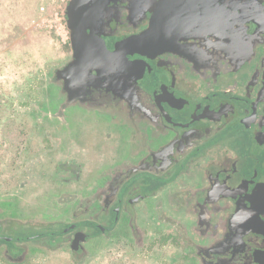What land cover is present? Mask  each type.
Wrapping results in <instances>:
<instances>
[{
  "label": "flooded vegetation",
  "instance_id": "af4514ba",
  "mask_svg": "<svg viewBox=\"0 0 264 264\" xmlns=\"http://www.w3.org/2000/svg\"><path fill=\"white\" fill-rule=\"evenodd\" d=\"M76 1L77 47L69 42L46 78L52 84L29 94L23 111L37 154L20 165L19 189L36 179L40 190H62L54 202L20 201L17 191L0 198V259L25 264L68 248L85 264L91 242L106 248L124 232L147 255L146 231L169 226L173 234L153 238L150 257L161 263L264 264V0ZM143 35L141 49L120 50ZM71 108L95 116L93 124H72ZM109 122L127 134L106 137ZM97 133L114 145L125 139L124 156L138 162L99 175L110 155ZM48 164L54 171L39 186ZM154 180L166 183L151 196ZM56 203L69 216L63 224L17 214ZM56 223L51 238L39 229Z\"/></svg>",
  "mask_w": 264,
  "mask_h": 264
},
{
  "label": "rangeland",
  "instance_id": "374dc122",
  "mask_svg": "<svg viewBox=\"0 0 264 264\" xmlns=\"http://www.w3.org/2000/svg\"><path fill=\"white\" fill-rule=\"evenodd\" d=\"M67 2L68 0H0V95L2 99L0 107H3L0 113V129H2L3 125H6V127L9 125L6 130L11 136H14L13 144H11L0 132V143L3 144V151L0 152V154H2L0 158V198L8 196L11 192L17 191L20 201H23L24 198H28L29 195H33V200L29 197L31 202L43 201L42 199H50L54 202L57 201L55 196H59L61 193L62 189L49 190L44 187L40 190L38 187V180L36 179H32V181L35 182L34 185L20 190L19 187H21V184L18 183V180L21 175L19 173L20 165L24 166L25 162L34 161V156L37 154L35 150L36 144L32 143V140L30 141L32 137L29 134L32 133L31 129L33 122L23 113L28 105V95L34 93L35 90L37 91L44 83H47V85L52 84L50 81L51 79H47L46 81V78L49 77L54 68L61 65L69 51L70 41L66 44L62 42L55 33L46 29L42 22L44 19L50 21L55 20L52 16L54 10L66 5ZM42 7L46 8L45 13L41 12ZM68 117L72 124L89 123L92 125L95 116L88 114L86 111L71 108ZM109 124L110 131L109 129L101 131L104 132L106 137H108L109 132L111 136L114 135V129H119L123 137L127 134L128 127L124 124L118 123L116 125L111 122H109ZM98 125L100 129L106 127L103 120L98 122L97 126ZM98 135L99 133H97V142L99 146H103L110 155L104 158L103 163L99 166L102 171L99 175L102 177L107 175L106 178H108V174L112 171V168L118 170L124 168V166L133 165L138 162L137 159L124 156L127 146V143L124 144L126 142L125 139L115 140V142L120 144L119 146V144L114 145L110 141L105 142L102 138H99ZM228 139L229 137L224 133L221 135L219 143L227 144ZM235 146L241 149L237 144H235ZM115 149H119L118 155L114 154ZM211 153L215 154V150L211 151ZM259 154L263 155L261 150ZM239 165L241 167L240 174L244 178L243 168L244 173L247 174V163L242 165V162H240ZM50 166L51 164H48L46 166L47 169L42 171V174L45 173L46 178L44 181L39 182V186L42 184L44 185L47 176L51 174V171H54ZM260 171L261 175H263L264 164ZM97 177L95 174L93 178H96V180H90V182L98 181ZM17 183L19 186L15 189ZM165 183L166 182L163 180H154L152 188L148 189L149 193H151L150 195L156 194V191ZM87 185L91 186L90 183H87ZM49 188H55L54 184H49ZM180 200L183 201L184 198L181 197ZM57 207H59V204L56 203V205H52L48 210L36 208L28 212L26 210V213L18 212L17 214L28 221H33L36 217L41 216L40 220L44 222L46 220H49L51 223L61 221L60 223L63 224L65 220H68L69 216H66L65 212L63 214L61 213L64 207ZM54 208H56L55 211H53ZM138 211H141L139 207ZM165 211L172 215L171 211ZM144 220L145 219H143V221ZM147 222L146 220L144 221L146 229L148 226ZM58 226H60L58 223L50 226L42 225L39 229L46 230L45 232L48 238H51L52 236L49 234L55 232ZM122 227L126 229L124 223ZM179 227L183 230L182 222ZM93 231L91 232L93 233ZM151 231V233H149L148 230L146 231L145 243L146 249L149 252L147 255L134 252L131 247V237L124 232L121 234L120 238L117 237V239H113L106 248L99 245V243L103 245V242H91L90 249L95 256L91 257L90 255L88 260L85 261V264H164L158 261L156 257H150V253L153 252L152 250L155 246L153 238L156 234H162V232L165 233V235L166 233H170L171 235L174 229L169 226H153L151 227ZM95 232L98 233L99 231L97 230ZM154 241L156 240L154 239ZM165 245H167V243ZM73 257V254L67 248L65 250L52 251L47 254H38L25 264H77ZM0 264L7 263L0 259Z\"/></svg>",
  "mask_w": 264,
  "mask_h": 264
},
{
  "label": "water",
  "instance_id": "95a60500",
  "mask_svg": "<svg viewBox=\"0 0 264 264\" xmlns=\"http://www.w3.org/2000/svg\"><path fill=\"white\" fill-rule=\"evenodd\" d=\"M76 0H68L67 2V5H66V8H65V11H64V17H65V23H66V26L68 28V30L70 31V42L72 43V46L74 49H76V40L74 39V36H73V23H72V14H71V10L72 8L75 9V5H76ZM158 33H155V32H152V34H148L147 36L149 35H157ZM146 42V36H139V37H136V38H133V40H128V41H125L124 43H122L120 45V50L122 52L125 51L126 48H130L131 45L132 47L134 48H139L141 49ZM138 49V50H139ZM76 58V56L74 57ZM78 58L74 59L77 61ZM75 61V63H76Z\"/></svg>",
  "mask_w": 264,
  "mask_h": 264
},
{
  "label": "built area",
  "instance_id": "2783aa9c",
  "mask_svg": "<svg viewBox=\"0 0 264 264\" xmlns=\"http://www.w3.org/2000/svg\"><path fill=\"white\" fill-rule=\"evenodd\" d=\"M67 5V4H66ZM66 5L62 6L59 9H55L53 13V17L55 20H43L42 24L46 29H49V31L55 33L65 44L69 42L70 36H69V30L65 23V17H64V11L66 8ZM41 12L45 13L46 8L42 7Z\"/></svg>",
  "mask_w": 264,
  "mask_h": 264
},
{
  "label": "trees",
  "instance_id": "16d2710c",
  "mask_svg": "<svg viewBox=\"0 0 264 264\" xmlns=\"http://www.w3.org/2000/svg\"><path fill=\"white\" fill-rule=\"evenodd\" d=\"M1 95H0V103H1ZM3 108V107H2ZM2 108L0 107V113L2 111ZM1 125V124H0ZM4 127V128H3ZM2 129H0V132H1V135H3V137H6L8 140L7 141H10L11 144H13V141H14V136H11V134L6 130V128L9 127V125L6 127V125L4 126L3 125ZM9 143V144H10ZM3 151V144L0 143V152ZM2 154H0V158H1Z\"/></svg>",
  "mask_w": 264,
  "mask_h": 264
}]
</instances>
